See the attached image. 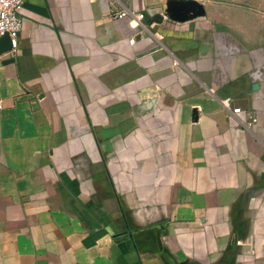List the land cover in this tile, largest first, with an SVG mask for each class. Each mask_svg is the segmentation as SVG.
<instances>
[{"label": "crops", "instance_id": "crops-1", "mask_svg": "<svg viewBox=\"0 0 264 264\" xmlns=\"http://www.w3.org/2000/svg\"><path fill=\"white\" fill-rule=\"evenodd\" d=\"M170 1L187 17L162 18ZM21 16L0 63V264H264V0Z\"/></svg>", "mask_w": 264, "mask_h": 264}, {"label": "built area", "instance_id": "built-area-1", "mask_svg": "<svg viewBox=\"0 0 264 264\" xmlns=\"http://www.w3.org/2000/svg\"><path fill=\"white\" fill-rule=\"evenodd\" d=\"M25 0H0V37L8 34L11 38V49L13 52L18 48L19 33L23 27V18L21 16L22 8ZM132 16L137 20H141L145 17L143 13H136L134 11L123 10L115 13L114 17ZM163 18L169 19L170 15L166 12L162 14ZM3 60V53L0 52V63ZM214 93V92H212ZM222 106L230 111L232 114H239L242 112L240 107H232L231 101L228 98L221 99ZM251 119L248 124H252L256 121V118L250 114Z\"/></svg>", "mask_w": 264, "mask_h": 264}, {"label": "water", "instance_id": "water-1", "mask_svg": "<svg viewBox=\"0 0 264 264\" xmlns=\"http://www.w3.org/2000/svg\"><path fill=\"white\" fill-rule=\"evenodd\" d=\"M185 11V12H184ZM166 13L170 15L172 19L180 20L182 17H187V12L184 8L178 7L176 3L169 2ZM163 18V16L161 15ZM11 49V38L8 34L0 37V52H6Z\"/></svg>", "mask_w": 264, "mask_h": 264}]
</instances>
